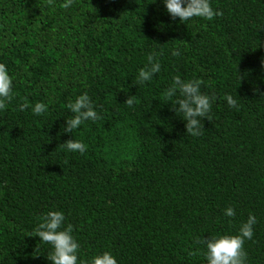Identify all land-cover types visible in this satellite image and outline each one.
I'll list each match as a JSON object with an SVG mask.
<instances>
[{
  "label": "trees",
  "instance_id": "obj_1",
  "mask_svg": "<svg viewBox=\"0 0 264 264\" xmlns=\"http://www.w3.org/2000/svg\"><path fill=\"white\" fill-rule=\"evenodd\" d=\"M62 2L0 0V63L13 77L0 108V264H51L33 231L49 210L73 226L80 259L107 250L118 264H203L198 238L235 233L251 212L244 248L264 264V98L252 91L264 90V0H210L220 15L185 24L162 0ZM150 52L161 71L135 85ZM173 75L215 97L198 137L164 99ZM81 92L99 119L65 133ZM36 102L48 111L33 113ZM71 138L86 151H67Z\"/></svg>",
  "mask_w": 264,
  "mask_h": 264
},
{
  "label": "clouds",
  "instance_id": "obj_2",
  "mask_svg": "<svg viewBox=\"0 0 264 264\" xmlns=\"http://www.w3.org/2000/svg\"><path fill=\"white\" fill-rule=\"evenodd\" d=\"M155 2V0H153ZM72 0H63L62 8L70 7ZM163 5L172 19L179 18L184 23L194 18L211 19L213 15H220L210 5V0H162ZM185 24V23H184ZM173 56H178L179 51L173 50ZM160 53L150 52L147 56V64L137 70L134 77L135 85H142L161 71L159 60ZM261 69L264 71V58L261 59ZM238 73V72H237ZM241 74L238 73L239 82ZM264 82V77L261 78ZM202 81L199 78L182 79L180 75H173L171 83L165 89L164 99L170 102L175 114L184 122L185 134L191 136L202 135L204 129L203 120H209L215 97L201 90ZM13 88V77L4 63H0V108L4 107ZM254 94L264 98V90L258 85L252 89ZM225 101L230 108L237 106L236 99L225 95ZM124 103L132 106L134 101L128 96ZM67 108L72 113L70 118H64L63 132L73 133L85 121H96L99 119L96 105L87 92H81L73 100L67 103ZM20 109L28 107L21 104ZM36 115L48 111V105L44 102H36L31 106ZM73 137V136H72ZM63 147L70 152L84 153L86 151L83 142L74 138L62 143ZM225 217H234L235 209L227 206L223 209ZM258 223L257 217L249 212L235 233L209 234L208 238H198L197 243H202L203 264H248V255L244 248L246 240H251L254 235V226ZM39 241L51 245L46 255L51 264H118L116 257L110 251L96 252L88 257L87 261L80 259L79 243L73 235V226L65 223V214L61 210H49L33 229Z\"/></svg>",
  "mask_w": 264,
  "mask_h": 264
}]
</instances>
